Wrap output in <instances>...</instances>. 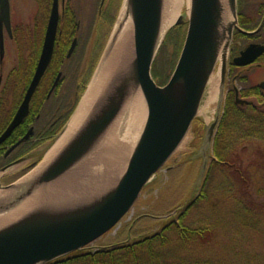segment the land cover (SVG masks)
Listing matches in <instances>:
<instances>
[{
  "label": "water",
  "instance_id": "water-1",
  "mask_svg": "<svg viewBox=\"0 0 264 264\" xmlns=\"http://www.w3.org/2000/svg\"><path fill=\"white\" fill-rule=\"evenodd\" d=\"M164 1L124 0L121 11L126 8V17L132 21L135 58L124 65L99 104L46 164L36 172L35 169L31 171L22 181L3 187L6 192L0 193V264H50L82 250L117 225L187 135L219 64L221 100L203 143L212 147L225 96L229 49L234 30L240 29L237 0H191L181 54L169 81L161 86L152 75V66L172 26L163 28ZM118 20L108 49L122 30L123 24ZM3 22L11 32L9 0H0L1 27ZM58 22L56 2L35 74L23 103L1 135L0 143L29 113L30 101L53 55ZM184 22L180 15L175 24ZM74 47L75 42L68 56ZM263 53V45L251 44L233 62L238 66L248 65ZM1 55L4 56L3 42ZM58 80L59 77L56 83ZM139 90L147 104V117L121 174L81 191L71 183L66 184L68 175L110 132L124 114L129 99ZM239 102L246 100L239 99ZM31 134L32 129L8 153ZM208 162L209 155L202 165L196 190L202 183ZM23 207L3 220V215Z\"/></svg>",
  "mask_w": 264,
  "mask_h": 264
},
{
  "label": "rangeland",
  "instance_id": "rangeland-1",
  "mask_svg": "<svg viewBox=\"0 0 264 264\" xmlns=\"http://www.w3.org/2000/svg\"><path fill=\"white\" fill-rule=\"evenodd\" d=\"M123 4L124 0H116L114 2L115 8L113 9L114 17L111 19H103L102 24L97 26L88 39L86 41L83 40L86 46L84 54L82 55L81 69H88V66L97 55L96 62L82 91L80 90L79 95H74V98L76 97L75 99H77V104L69 119L52 138H47L45 141L38 143L30 154L29 159L5 172L3 174V181H11L15 175L13 173L15 172L17 177L21 176L19 174L23 172L22 169L29 166V168H26L27 171L24 175L16 180L17 182L22 181L25 176L42 163L46 154L67 128L107 52ZM34 11L35 4H33L32 0H22V3L17 1L14 4L13 10L15 22L21 20L24 24L32 27ZM246 11L249 13V11L253 12L254 9L248 8ZM180 15H183L185 22L181 25H176L175 22ZM180 15L173 22L169 31L174 27L180 30L179 27L181 26L180 35H182L181 44L183 46L189 19L187 5L180 12ZM97 38L102 39L103 45L100 48L97 47ZM174 42L167 43L165 52V56L168 58L172 67L176 66L181 53L180 50H182V46L179 49L177 46L178 42L176 44ZM27 43L32 47L31 34L27 36ZM5 60L9 61L11 66L15 65V48L11 41H7V55ZM236 72L241 75H247L250 85L255 86L264 81V67L236 69L231 74L233 73L234 75ZM212 78L213 80L209 83L203 98L199 114L191 124L186 137L176 152L150 179L133 207L119 223L81 251H95L101 247L132 243L145 235H152L167 224L169 219L176 217L177 213L189 201L196 197L198 194L196 182L198 176L202 173V165L208 155L209 159L213 155L212 149L203 143L207 128L214 121L221 100V71L219 64L214 70ZM229 78V80L226 79V90L227 86L229 89L233 88L234 83L239 89L243 87L238 79L233 82L230 75ZM68 84L69 82H64L62 90L66 89ZM248 100L256 102L255 97H249ZM127 116L125 117L122 114L118 119L119 121L122 118L121 126L117 133V140L119 142L126 139L125 132L128 127V124H126ZM146 117L147 112L140 131L145 123ZM140 131L136 135L125 160L121 163H118L112 157L113 149L111 151L108 145V147H104L106 135L92 153L68 175L66 184L71 183L74 188L81 191V189H88L90 186L95 187L100 182H106L111 176L115 175L118 177L127 164V160L135 146ZM235 149H237L240 155L243 169L251 179V185L249 186L250 193L246 191V186L243 183V185H240V180L231 168H212L211 174L209 175V183L206 188L204 187V192L206 191L204 198H201L190 209L184 224L213 228L214 235L211 237L210 253L204 251L203 256L213 255L215 257L217 253H223L224 250L223 254H227L226 257L232 264H264L263 219L258 224H255L262 231V234L253 232L244 224V219L248 211L254 214L255 217L256 215L264 214V141L247 140L244 143H238ZM98 155H100V159H98ZM34 162L36 163L34 164ZM238 188H241L242 192ZM234 190L238 191L232 196ZM4 192H6L5 189H3Z\"/></svg>",
  "mask_w": 264,
  "mask_h": 264
},
{
  "label": "trees",
  "instance_id": "trees-1",
  "mask_svg": "<svg viewBox=\"0 0 264 264\" xmlns=\"http://www.w3.org/2000/svg\"><path fill=\"white\" fill-rule=\"evenodd\" d=\"M244 7V2L240 0L238 6L240 20H242L243 13L246 11ZM179 28L181 30V26ZM180 30L174 27L168 32L155 58L152 74L160 85H164L169 81L174 70L173 68H175L171 66L168 58L165 56V52L167 43L171 41H175L174 44L178 42L177 46L181 49L182 35H180ZM238 35L244 36L241 33H238ZM57 51L56 59L58 60L61 54L63 55L65 52L59 55L62 50L59 49ZM80 55L76 51L66 65L56 66L55 72L63 70L65 78L62 79L61 84L50 99L46 98V93H42L41 87L43 85H41L32 101L30 114L22 127L16 130L18 133L19 131L25 133V127L33 124L36 126L34 137H39L41 142L47 138H52L56 132L60 131L61 126L69 119L77 104V99H75L76 97L74 98L77 85L81 84L77 94L79 95L80 90L82 91L87 83L96 62L97 55L88 66V69L82 70L81 66L78 65L81 59ZM33 70L34 65L32 66V64H29L28 68H25L23 89L28 85ZM232 71L230 70L229 75L233 78ZM247 77V75L242 74L238 78V81L243 86L240 96L247 99L255 97L256 102L251 100L245 103L238 102L233 89H229L213 138V156L208 162L203 183L198 189V194L192 202L182 208L176 217L169 219L167 224L152 235H145L132 243L101 247L95 251H79L51 264H232L226 257L227 254H223L224 250L223 253H217L215 257L213 255L203 256L204 251L210 253L211 237L214 235L212 227H196L185 225L184 223L190 209L201 198H204L206 192H204V187L206 188L209 183V175L212 168H231L240 180V185L243 183L246 186V191L250 193L249 186L251 185V179L243 169L240 155L235 148L238 143H244L247 140L264 141V93L258 87L250 85ZM66 81L69 84L66 89L62 90L63 83ZM44 125L46 129H43ZM30 146L29 148H31ZM20 149L21 153L29 150L26 144ZM238 190L242 192L241 188H238ZM238 190H234L232 196ZM247 213L246 217L248 218L245 217L244 224L253 232L262 234V231L255 224H258L261 219L264 222V214L256 215L255 217L249 211Z\"/></svg>",
  "mask_w": 264,
  "mask_h": 264
},
{
  "label": "flooded vegetation",
  "instance_id": "flooded-vegetation-1",
  "mask_svg": "<svg viewBox=\"0 0 264 264\" xmlns=\"http://www.w3.org/2000/svg\"><path fill=\"white\" fill-rule=\"evenodd\" d=\"M17 1L22 3V0H9L11 32L8 30L4 22L3 26H0V137L10 125L15 114L24 101L26 92L35 74L41 57L48 23L56 2L59 9V22L53 55L30 101L29 113L24 118L22 123L13 130L11 135L4 142L0 143V188H3L4 186L14 182L19 177L24 175V173L27 171L26 168H29V166L22 169L23 172L19 174L21 176L17 177L15 172L13 174L16 176L14 175L11 181H3V174L21 162L29 159L30 154L40 142L39 137H34L36 126L33 124H29L27 127H25V133L20 131L18 133L16 131L18 128L22 127L24 121H26V118L30 114L32 101L36 92L39 90L41 85H43L41 87L42 93H46L47 99L51 98L52 94L61 84L62 79L65 78L63 70L55 72L56 66H62L64 64L66 65L76 51L81 54V59L78 62V65L81 66L83 59L82 55L84 54L86 46L83 40L86 41V39H88V37L95 31L97 26L102 24L101 22H103V19H111L114 17L113 9L115 8L114 2L116 0H32L33 4H35L32 27H30L28 24H24L21 22V20L15 22L13 10L14 4H16ZM241 2H244L245 9L253 8L254 11H249V13L245 11V13H243L244 15L242 16V20H240L238 13L240 29L235 30L233 41L230 46L227 80L230 79L229 73L232 69L234 72V70L241 68L264 67V53L260 55L254 62L248 65L238 66L233 62L234 58L239 56L241 51H243L249 45L260 44L264 46V0H241ZM239 3L240 0H238V6ZM238 33H241L244 36L238 35ZM29 34L32 35V47H30V45L27 43V36ZM7 41L13 42L15 48V65L12 66L10 65L9 61L5 60L7 55ZM2 42L4 45V56L1 55ZM74 42L75 47L73 52L70 56H68ZM97 44L98 48L103 45L101 38H97ZM59 49L62 50L59 55L64 52L65 54H61L57 60L56 52H58L57 50ZM29 64H32V66L34 65V70L28 85L25 87V89H23V74L25 73V68H28ZM13 70L16 71L13 72ZM240 76L241 74L236 72L232 78L233 82L237 81ZM57 77H59V80L56 83ZM262 83H264V81L258 85H255V87H258L264 93V86H262ZM80 85L81 84L77 85V90L75 91L74 95L78 94ZM232 89L237 99V95L241 94L243 87L239 89L234 83ZM228 92L229 88L227 86L226 93ZM30 129H32V134L30 137L8 153L9 149L18 141H20L30 131ZM43 129H46L45 125L43 126ZM43 141L45 140H42L41 142ZM25 144L29 150L21 153L20 148ZM28 145H31V148H29ZM35 163L36 162H34V164Z\"/></svg>",
  "mask_w": 264,
  "mask_h": 264
},
{
  "label": "bare ground",
  "instance_id": "bare-ground-1",
  "mask_svg": "<svg viewBox=\"0 0 264 264\" xmlns=\"http://www.w3.org/2000/svg\"><path fill=\"white\" fill-rule=\"evenodd\" d=\"M186 5L189 12L191 7V0L164 1V14H163L164 29L168 28L170 25L173 24V22L176 20L178 15H180V12L183 11V8ZM118 22L123 24L119 37L116 39L114 43L112 42L110 48L105 53L97 69V72L92 82L89 85V88L85 96L81 100L80 105L77 108L73 117L71 118L66 130L60 136V138H58L55 144L51 147V149L46 154L45 159L42 161V163L35 168L34 170L35 172L40 168V166L42 167L44 164H46L49 161V159L52 158V156H54L55 153H57V151L61 148V146L71 137L75 129H77L83 123L86 116L99 104V102L102 100L107 90L111 87V85L116 80L117 76L121 73L124 65L130 63V61H132L135 58L133 25L130 17L128 16L126 17V8L124 7L120 13ZM212 80L213 78L211 77L210 83ZM146 112H147V104L142 95V92L139 90V92L134 97L129 99V102L125 106L123 112L124 113L123 115H125V117L128 115L127 116L128 118L126 120V124H128L127 130L125 132L126 139L123 137V139L125 140L120 142L117 140L118 139L117 133H118V129L121 126L122 118L119 121L117 120L114 123V125L110 128V132L107 133L104 147L108 145L111 151L113 149L112 157L116 159L118 163L124 161L127 154L129 153L132 143L134 142L136 135L140 131L141 125L146 116ZM97 157L98 159H100V155H98ZM23 209L24 207L19 208L15 212H12L8 215H3V220L11 217V215L18 213Z\"/></svg>",
  "mask_w": 264,
  "mask_h": 264
}]
</instances>
